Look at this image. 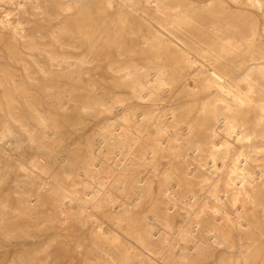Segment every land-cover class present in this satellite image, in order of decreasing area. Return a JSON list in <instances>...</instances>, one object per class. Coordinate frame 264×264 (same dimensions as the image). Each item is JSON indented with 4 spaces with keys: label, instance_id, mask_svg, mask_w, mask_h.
Returning a JSON list of instances; mask_svg holds the SVG:
<instances>
[{
    "label": "rangeland",
    "instance_id": "obj_1",
    "mask_svg": "<svg viewBox=\"0 0 264 264\" xmlns=\"http://www.w3.org/2000/svg\"><path fill=\"white\" fill-rule=\"evenodd\" d=\"M107 1L128 27L125 43H102L115 73L103 68L93 91L58 81L64 101L90 103L62 111L50 96L33 112L0 111V264H264V168L254 162V184L242 190L240 129L223 116L205 129L208 110L241 107L246 73L252 95L264 86V57L248 61L264 56L263 10L168 0L201 23L152 29L145 0L83 3L97 13ZM123 2L129 13L117 9ZM52 23L45 28L64 26ZM149 32L162 40L139 43Z\"/></svg>",
    "mask_w": 264,
    "mask_h": 264
},
{
    "label": "bare ground",
    "instance_id": "obj_2",
    "mask_svg": "<svg viewBox=\"0 0 264 264\" xmlns=\"http://www.w3.org/2000/svg\"><path fill=\"white\" fill-rule=\"evenodd\" d=\"M145 1L150 20L148 25L152 29H155V25L160 29L164 28L160 21L178 29H184L190 23H201L184 11L178 10L183 5L180 4L182 2L172 4L168 0ZM242 2L253 5L264 12V0H242ZM105 5L106 8L103 6L97 13H94L89 11L90 6H86L83 0H72L71 3H62L60 0H0V111L10 112L23 109L33 112V110L40 109V105L46 103V97L50 96L56 97L60 104L58 109L62 111L72 107H85L90 103L85 95L78 98L67 97L64 101L63 96L65 97V94L70 92L60 91V88L66 86L58 84V81L75 77L81 83L83 82L88 90L93 91L94 87H99L103 68L115 73L111 65H103L102 43H125L124 34L127 35L128 27L123 20L112 19L113 11L109 10L114 5L111 1L105 2ZM117 9L130 12L129 6L124 2ZM191 9L194 12L197 7L192 6ZM96 15L99 17L106 15V17L93 18ZM77 17H82V19ZM152 21L155 25L151 23ZM52 22L64 26L60 29L45 28L47 23L53 24ZM77 24H81L79 28L75 27ZM151 35L150 32L141 34L139 43H158L162 40L158 35L153 34V37ZM64 40L69 41L67 43ZM219 40L225 43L226 37H220ZM107 53L109 55V50ZM263 57L249 56L248 61ZM126 69V67H121L116 70L120 74L119 78H127ZM257 70L264 76V67L263 70ZM251 74L252 71L246 73L241 78L240 85L236 86L239 101L242 104L238 110L234 111L228 106L220 109L213 108L208 110L205 118V129L207 130L212 129L215 122L221 119L220 116L224 117L222 122L225 128L233 126L240 129L237 141L241 144L235 149L234 160L235 167L241 174L239 183L244 191H246V185L254 184V166L256 165L254 162L260 161L257 166L264 168V149L260 146L264 140V86L260 85L261 89L258 94L252 95L250 81L254 78L250 76ZM211 75L221 80L218 73L212 71ZM137 76L139 75L136 74L134 80L138 79ZM136 82L132 83V88H135ZM38 96H42L43 100H39ZM226 110L230 112L229 115H226ZM21 209L20 211H23ZM27 210L24 208L23 212Z\"/></svg>",
    "mask_w": 264,
    "mask_h": 264
}]
</instances>
